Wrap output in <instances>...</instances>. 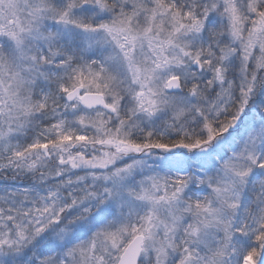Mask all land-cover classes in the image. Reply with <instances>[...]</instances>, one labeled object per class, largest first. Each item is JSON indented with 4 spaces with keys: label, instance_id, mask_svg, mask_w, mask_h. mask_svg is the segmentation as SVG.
Masks as SVG:
<instances>
[{
    "label": "snow or ice",
    "instance_id": "1",
    "mask_svg": "<svg viewBox=\"0 0 264 264\" xmlns=\"http://www.w3.org/2000/svg\"><path fill=\"white\" fill-rule=\"evenodd\" d=\"M0 264H264V0H0Z\"/></svg>",
    "mask_w": 264,
    "mask_h": 264
}]
</instances>
